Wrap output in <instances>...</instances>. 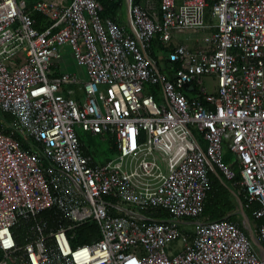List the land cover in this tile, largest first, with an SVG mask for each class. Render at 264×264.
Listing matches in <instances>:
<instances>
[{
	"label": "built area",
	"instance_id": "obj_1",
	"mask_svg": "<svg viewBox=\"0 0 264 264\" xmlns=\"http://www.w3.org/2000/svg\"><path fill=\"white\" fill-rule=\"evenodd\" d=\"M30 2L0 0V112L22 138L0 131V264H264V222L261 257L248 226L204 215L215 172L264 220V0H126L127 23L100 0ZM67 49L85 80L58 70Z\"/></svg>",
	"mask_w": 264,
	"mask_h": 264
},
{
	"label": "trees",
	"instance_id": "obj_2",
	"mask_svg": "<svg viewBox=\"0 0 264 264\" xmlns=\"http://www.w3.org/2000/svg\"><path fill=\"white\" fill-rule=\"evenodd\" d=\"M135 3H139L141 0H134ZM100 2L104 6V12L103 17H112L117 19L120 23L123 22L122 20V0H100ZM210 11V10H208ZM34 17L38 21V29L43 30L46 26H48L50 23L45 20V18L39 14H34ZM169 48H166L158 39H155L152 43V51L151 55L158 59L159 55L162 56L161 51H167ZM163 64L168 70L171 66L167 63L166 60H163ZM147 91L149 93H154L156 98L159 99L160 93L157 86L153 87H147ZM13 120V117L8 113H2L0 112V131H4L6 134H14L15 137L22 139L19 135L13 132V130L8 129L5 127L6 123H11ZM78 138L84 145V152L87 155H93L96 159L97 157L102 159V161H107L111 158H113L117 153V147L114 144L113 140H108L107 143L109 145V153L105 155L97 154V151H91V147L89 146L88 142L86 141L85 137L78 131ZM227 159L226 164H228L230 167H233L236 172V180H241V174L239 173V170L236 168L233 159V155L228 152L227 153ZM233 160V161H232ZM211 177L213 179V185L212 190L209 192L206 205H205V211L204 215L208 216L210 219L217 220L220 218H223L225 216H229L231 221H237V219H240V215L236 210L235 202L233 200L232 194L235 192L239 200L240 204L243 206L245 213L249 217L251 221V225L253 230H255V235L258 237L257 228L261 226L264 222L263 219H256L252 215V210L257 207V204H251L247 205V200L245 199L243 193L241 195L238 194L235 186L233 185V182L228 181L221 173H215L211 172ZM79 239L77 243L85 244L89 243L93 237H97L99 235V229L98 226L94 223H90L87 225H84L83 227L79 228L78 230Z\"/></svg>",
	"mask_w": 264,
	"mask_h": 264
},
{
	"label": "rangeland",
	"instance_id": "obj_3",
	"mask_svg": "<svg viewBox=\"0 0 264 264\" xmlns=\"http://www.w3.org/2000/svg\"><path fill=\"white\" fill-rule=\"evenodd\" d=\"M122 1H123V5L121 8V11L123 14L122 20H123V23H127L128 18H127V13H126V0H122ZM187 36L192 40L190 43H195V39L201 38L203 36V33L202 32L196 33V32L191 31V32L186 33V34H180V36H179L180 41H185ZM67 52H68V53H66L67 55H64L62 57L63 58L62 60L60 59L61 63L62 62L65 63L67 60L68 64L72 67V69H74V71H76V72L84 71L82 69V67H80L76 63L73 56L70 55L71 54L70 49H67ZM206 86H207V89L209 92H213L212 84L207 83ZM75 89H77V88H75ZM80 133L85 137L86 141L88 142L89 146L91 147V151H97L98 152L97 154H100V155H105V154L109 153V145H108L107 141H103L100 139L99 136H95V135H92V134L84 132V131H80ZM227 153H228V150H227V148H225V150H224V162H226V160H227V159H225V158H227ZM97 160L99 162H104V161H102V159H100L98 157H97ZM232 196H233V200L235 202V206H236V210H237L236 213H238L239 209H240V205H241L240 200L234 194H232ZM237 221L242 223L243 225L245 224L246 226H248L246 220L242 216L240 217V219H237ZM247 230H248V227H247ZM253 233L255 234V230L253 231Z\"/></svg>",
	"mask_w": 264,
	"mask_h": 264
},
{
	"label": "water",
	"instance_id": "obj_4",
	"mask_svg": "<svg viewBox=\"0 0 264 264\" xmlns=\"http://www.w3.org/2000/svg\"><path fill=\"white\" fill-rule=\"evenodd\" d=\"M233 193H234V195H237L235 192H233ZM239 214L246 220L247 225H248V233L251 236L252 240L255 242V244L258 246L261 257H263L262 246L260 244V241H259L258 237L253 233L251 221H250L249 217L247 216V214L245 213V210L242 207V205H240Z\"/></svg>",
	"mask_w": 264,
	"mask_h": 264
},
{
	"label": "crops",
	"instance_id": "obj_5",
	"mask_svg": "<svg viewBox=\"0 0 264 264\" xmlns=\"http://www.w3.org/2000/svg\"><path fill=\"white\" fill-rule=\"evenodd\" d=\"M33 1L34 0H31V2H30V4L31 5H33ZM65 55H67V54H65ZM71 55V54H70ZM72 56V55H71ZM63 59V58H62ZM61 59V60H62ZM57 64H58V70L59 71H62V72H69V73H73V74H75V75H78L81 79H83V80H85L86 79V73H85V70L84 71H82V72H76V71H74V69H72V67L68 64V62H67V60H66V62L65 63H61V61H59V62H57ZM81 67V66H80ZM75 91H77V94L79 93V91L77 90V89H75Z\"/></svg>",
	"mask_w": 264,
	"mask_h": 264
}]
</instances>
